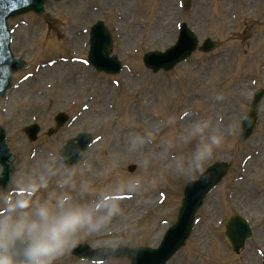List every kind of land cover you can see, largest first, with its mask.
<instances>
[{"label": "rangeland", "instance_id": "obj_1", "mask_svg": "<svg viewBox=\"0 0 264 264\" xmlns=\"http://www.w3.org/2000/svg\"><path fill=\"white\" fill-rule=\"evenodd\" d=\"M45 10L10 21L16 27L11 47L26 69L15 76L23 84L0 101V127L16 167L14 193L0 195V215L18 201L26 210L87 207L91 223L77 229L72 244L154 247L175 221L184 184L209 164L225 161L226 177L169 264H260L264 98L253 136L244 143L237 137L252 93L264 88V0H190L189 9L181 0H60L47 2ZM97 20L112 32L113 53L125 67L117 76L85 63L87 31ZM180 22L200 42L209 37L219 47L194 53L168 73L145 70L142 55L172 45ZM59 111L72 118L70 125L49 141L29 144L22 128L38 121L46 130ZM76 132L92 133L96 143L84 160L65 169L57 150ZM212 137L219 143L198 161V150ZM37 149L42 151L35 154ZM236 212L253 229L239 255L223 238L225 220ZM53 264L88 263L67 250Z\"/></svg>", "mask_w": 264, "mask_h": 264}, {"label": "water", "instance_id": "obj_2", "mask_svg": "<svg viewBox=\"0 0 264 264\" xmlns=\"http://www.w3.org/2000/svg\"><path fill=\"white\" fill-rule=\"evenodd\" d=\"M42 0H31V3L24 7V6H15L14 0H0V67L2 64L3 58L7 57V51H6V33L4 30L3 21L6 17L9 15L19 14L22 13L24 10L31 8L34 10H37L35 8H38ZM100 24V23H98ZM185 33L182 32V37L179 40V43L177 47L182 45L183 43L188 46V48L185 51L177 52L176 48H173L167 54L164 56V59L170 60L172 63L168 64L166 67L167 69L172 67L177 61L183 59L184 57H187V55L190 53L192 47L195 45V41L190 39L188 36L187 39H189L190 43H188L185 37H183ZM186 35V34H185ZM93 38V37H92ZM208 45V44H207ZM206 45L205 49H210L214 46L213 43H210L209 46ZM94 50H97L96 47ZM149 55V54H148ZM146 55V58L151 57L152 55ZM9 57V56H8ZM146 62V61H145ZM264 92H259L255 96L253 103H252V109L249 113V115L246 117V120L242 126L241 130V140H244L248 135L251 133L252 128L254 126L255 122V109L259 102L260 97L263 95ZM2 93L0 92V95ZM0 158H2V161L5 160L6 156L4 153V149L2 146V142L0 141ZM226 165L224 164H215L211 167H209L204 175H202L198 181L190 182L184 189V199L181 203L180 212L178 215V222L173 228H171L166 237H165V243L164 246L162 245L157 250H149V249H136V250H126L124 252V256L131 261V264H165V262L170 258V256L174 253V251L177 248V245L175 246L174 239L177 237L179 239V244L184 243V240L187 238L192 225H193V219L195 212L198 207H200L202 203V199L206 195V193L220 180L222 175L226 171ZM9 169L5 176L6 180L9 177ZM248 232L245 224L239 220V219H232L230 220L227 228V238L234 242L237 246L240 247V245L237 244L238 241V233L239 231ZM232 239V240H231ZM241 241V240H239ZM24 247H16L15 250L10 252V255L16 256L20 249ZM24 252V251H23ZM17 253V254H16ZM16 254V255H15ZM22 256L25 258L24 253ZM15 261V264H22V261H19L17 259H13Z\"/></svg>", "mask_w": 264, "mask_h": 264}, {"label": "clouds", "instance_id": "obj_3", "mask_svg": "<svg viewBox=\"0 0 264 264\" xmlns=\"http://www.w3.org/2000/svg\"><path fill=\"white\" fill-rule=\"evenodd\" d=\"M196 154L202 161L210 155L212 145L219 139L211 138ZM22 201L12 205L8 212L0 215V264H15L10 255L4 253L17 241L25 242L22 264H53L72 245L71 237L77 229L91 223L92 213L87 207L60 206L53 211L46 205L26 210Z\"/></svg>", "mask_w": 264, "mask_h": 264}, {"label": "snow or ice", "instance_id": "obj_4", "mask_svg": "<svg viewBox=\"0 0 264 264\" xmlns=\"http://www.w3.org/2000/svg\"><path fill=\"white\" fill-rule=\"evenodd\" d=\"M25 3H27V0H24Z\"/></svg>", "mask_w": 264, "mask_h": 264}]
</instances>
